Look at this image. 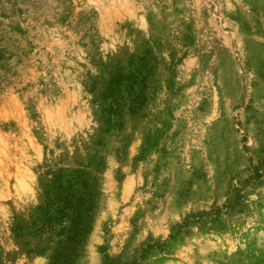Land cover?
<instances>
[{
  "label": "rangeland",
  "instance_id": "obj_1",
  "mask_svg": "<svg viewBox=\"0 0 264 264\" xmlns=\"http://www.w3.org/2000/svg\"><path fill=\"white\" fill-rule=\"evenodd\" d=\"M91 200L70 264H264V0H0V264Z\"/></svg>",
  "mask_w": 264,
  "mask_h": 264
},
{
  "label": "trees",
  "instance_id": "obj_2",
  "mask_svg": "<svg viewBox=\"0 0 264 264\" xmlns=\"http://www.w3.org/2000/svg\"><path fill=\"white\" fill-rule=\"evenodd\" d=\"M71 208L75 215L72 220L73 222L71 223V226L73 224V229H71V234L64 239L66 247L57 251V255L53 257L52 264H59V261L62 258H64V264H70L73 261V257L76 255L77 248L83 239V235H86L89 232L92 218L90 212L93 208V200L83 206L80 204Z\"/></svg>",
  "mask_w": 264,
  "mask_h": 264
},
{
  "label": "bare ground",
  "instance_id": "obj_3",
  "mask_svg": "<svg viewBox=\"0 0 264 264\" xmlns=\"http://www.w3.org/2000/svg\"><path fill=\"white\" fill-rule=\"evenodd\" d=\"M56 122V121H55ZM73 122V121H72ZM3 152V151H2ZM3 180V179H2Z\"/></svg>",
  "mask_w": 264,
  "mask_h": 264
}]
</instances>
